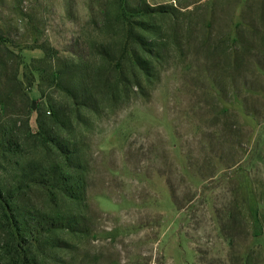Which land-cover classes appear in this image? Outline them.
<instances>
[{
	"label": "rangeland",
	"instance_id": "1",
	"mask_svg": "<svg viewBox=\"0 0 264 264\" xmlns=\"http://www.w3.org/2000/svg\"><path fill=\"white\" fill-rule=\"evenodd\" d=\"M140 20L151 70L134 86ZM73 63L93 112L65 92ZM33 100L60 116L40 128ZM1 141L16 220L72 221L13 239L0 214V264H264V0H0ZM33 162L76 197L17 181Z\"/></svg>",
	"mask_w": 264,
	"mask_h": 264
},
{
	"label": "trees",
	"instance_id": "2",
	"mask_svg": "<svg viewBox=\"0 0 264 264\" xmlns=\"http://www.w3.org/2000/svg\"><path fill=\"white\" fill-rule=\"evenodd\" d=\"M133 13H140L142 17L151 15L153 13H160V10L153 8H134ZM141 21V20H140ZM151 26L147 24L145 21L141 22H133L132 25L126 30L127 37V49L126 55L127 61L130 63V73L133 77L134 86H140L141 79L145 80L149 76V71L151 70V60H149L148 55L150 51L148 49V44L145 41V34L148 31V28ZM2 46L8 51H10V45L6 43H1ZM103 55L105 57L109 56V52L103 51ZM113 61V60H112ZM121 63L117 64L120 65ZM73 68V69H72ZM120 66L117 68L115 65L112 66V70L109 74L113 75V79L117 86L121 79L124 77L125 73ZM58 73L57 71H53V74ZM66 73V72H65ZM82 74V69L79 64L73 63L71 65V70L65 75V92L75 101V103L82 107V109L93 112L94 105L86 104L87 101L91 100L89 93L87 92L86 80ZM106 74H101L98 80L99 85H103L105 83ZM42 96L44 97V92L41 91ZM79 102V103H78ZM37 101L33 100L29 106V110H34L37 113V124L40 128H43L46 120L49 118L57 120L60 116V112L55 110L52 106V111H48L50 115L46 116L45 111L36 106ZM80 107L76 108L77 119H79V111ZM46 112V113H48ZM12 134L4 133L2 140L4 142H8L9 146L10 137ZM4 142H0V146L4 147ZM60 149H62L60 147ZM64 154L66 166H69L71 162V154L69 151L62 152ZM64 162V163H65ZM17 178V177H16ZM20 183H24V181H30L32 184H42L45 185L49 183L52 185L51 191H58L57 194L65 196L67 199H74L76 197V190L69 186V183H72L74 178L67 174L65 170L61 167L52 168L50 170H43L36 162L27 163L23 169L20 171V176H18ZM80 191V190H79ZM14 189L10 190L5 187L0 186V214L1 217L7 220L8 224L6 226L7 231H9L11 237L13 239L17 238L22 231H29L35 229L36 233L39 232H54L55 230H64L65 228H69L71 225L69 221V217L61 216V214H56V216H50L47 214L39 215V222L34 223L32 221H17L15 208L13 207L14 201ZM81 193V192H80ZM57 194H52L53 198H57ZM81 195V194H80ZM69 219V220H68ZM34 221H36L34 219ZM17 236V237H16Z\"/></svg>",
	"mask_w": 264,
	"mask_h": 264
}]
</instances>
